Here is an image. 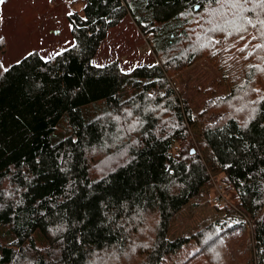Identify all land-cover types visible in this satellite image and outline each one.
Returning <instances> with one entry per match:
<instances>
[{"label":"trees","instance_id":"trees-1","mask_svg":"<svg viewBox=\"0 0 264 264\" xmlns=\"http://www.w3.org/2000/svg\"><path fill=\"white\" fill-rule=\"evenodd\" d=\"M252 7L85 0L71 46L0 68V264H169L182 251L192 264H264V29L243 20L264 12ZM126 18L156 61L95 62ZM203 58L230 92L194 116L172 78ZM214 181L225 216L170 238Z\"/></svg>","mask_w":264,"mask_h":264},{"label":"rangeland","instance_id":"rangeland-1","mask_svg":"<svg viewBox=\"0 0 264 264\" xmlns=\"http://www.w3.org/2000/svg\"><path fill=\"white\" fill-rule=\"evenodd\" d=\"M84 5L85 0H2L0 33L6 37L7 46L0 55V62L7 68L33 51H38L43 57H51L71 46L74 35L70 13L82 11ZM125 49H129L127 55L134 49L129 58ZM116 57L124 65L129 63L128 67L134 63L156 61L149 41L132 18H126L110 31L101 43L95 62L102 63ZM172 79L182 99L188 100L194 116L206 107L209 98L230 92V84L223 72L209 58L196 61ZM191 134L195 141L202 138L197 124L192 127ZM218 188L215 181L214 185L205 186L200 197L190 201L175 215L169 226L170 238L191 235L211 221L225 216V212L214 205L220 203L222 197ZM190 252L182 251L169 264H180L183 260L187 261L184 264H192L194 258L188 259Z\"/></svg>","mask_w":264,"mask_h":264},{"label":"snow or ice","instance_id":"snow-or-ice-1","mask_svg":"<svg viewBox=\"0 0 264 264\" xmlns=\"http://www.w3.org/2000/svg\"><path fill=\"white\" fill-rule=\"evenodd\" d=\"M217 3H219V0H216ZM227 3L231 4V7L233 9H239L241 12H243L245 10L246 5L250 2V0H226ZM251 3L253 4V7L251 8V11L255 12L256 8L258 7L260 9L261 12H264V0H251ZM197 8L202 7V5L197 4L196 5ZM71 15V13H70ZM181 15H184V13H181ZM84 19H87V17H85ZM243 20L249 24V25H253L255 27L256 24H259L261 26V29H264V19H261L259 14L256 16L255 20H253V18H251L250 16H243ZM261 36H264V31H261ZM241 39H244L243 36L240 37ZM3 38L0 37V40H2ZM256 48H264V45H256ZM253 51H255V49H253ZM57 55H59V53H57ZM45 59H50V57H45ZM17 63H20V61H17ZM94 63V62H93ZM0 68H4V71H7L8 69L6 67H4V65L2 64V62H0ZM132 69H128L127 71H131ZM123 71V69H122ZM256 92H259V89H255ZM149 95L151 96L152 93H149ZM160 95H164V93H160ZM258 99L264 101V96H259ZM251 103L255 104V101H252Z\"/></svg>","mask_w":264,"mask_h":264},{"label":"built area","instance_id":"built-area-1","mask_svg":"<svg viewBox=\"0 0 264 264\" xmlns=\"http://www.w3.org/2000/svg\"><path fill=\"white\" fill-rule=\"evenodd\" d=\"M218 190H219V188H218ZM220 191V190H219ZM221 194V193H220ZM221 199V198H220ZM220 199H219V201H220Z\"/></svg>","mask_w":264,"mask_h":264},{"label":"water","instance_id":"water-1","mask_svg":"<svg viewBox=\"0 0 264 264\" xmlns=\"http://www.w3.org/2000/svg\"><path fill=\"white\" fill-rule=\"evenodd\" d=\"M194 151V150H193Z\"/></svg>","mask_w":264,"mask_h":264}]
</instances>
